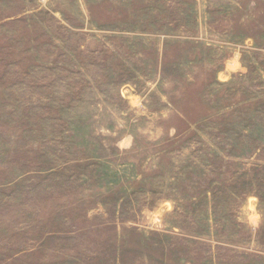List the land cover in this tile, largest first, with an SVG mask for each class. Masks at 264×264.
<instances>
[{
	"label": "rangeland",
	"instance_id": "rangeland-1",
	"mask_svg": "<svg viewBox=\"0 0 264 264\" xmlns=\"http://www.w3.org/2000/svg\"><path fill=\"white\" fill-rule=\"evenodd\" d=\"M0 264H264V0H0Z\"/></svg>",
	"mask_w": 264,
	"mask_h": 264
}]
</instances>
